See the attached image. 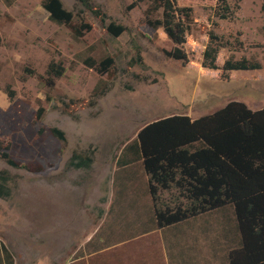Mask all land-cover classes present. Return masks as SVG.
<instances>
[{
    "label": "rangeland",
    "instance_id": "374dc122",
    "mask_svg": "<svg viewBox=\"0 0 264 264\" xmlns=\"http://www.w3.org/2000/svg\"><path fill=\"white\" fill-rule=\"evenodd\" d=\"M61 1L71 24L53 21L44 0H0V140L18 163L0 156L10 176L0 241L14 264H144L133 232L159 228L184 231L177 238L195 264H229L239 238L233 210L161 226L159 211L184 210L189 200L176 185L152 194L135 144L145 125L171 115L196 119L232 102L264 108V0H226L227 19L215 14L217 0H175L192 7L187 60L172 57L175 44L149 22L163 18L152 0H91L97 11ZM111 23L123 32H110ZM211 30L222 45L219 69L203 66ZM106 57L113 65L102 71ZM243 57L262 68L223 71L226 60ZM52 60L65 72L49 86Z\"/></svg>",
    "mask_w": 264,
    "mask_h": 264
},
{
    "label": "trees",
    "instance_id": "16d2710c",
    "mask_svg": "<svg viewBox=\"0 0 264 264\" xmlns=\"http://www.w3.org/2000/svg\"><path fill=\"white\" fill-rule=\"evenodd\" d=\"M81 2L86 8L97 11L91 0ZM44 7L53 21L65 24L73 22V13L64 8L61 0H44ZM160 7L163 18L149 22L163 27L175 44L170 55L187 60L183 45L192 7H179L175 0H152L150 10ZM214 12L222 19L229 18L227 1L217 0ZM81 26H85L86 30L91 28L89 24L83 23ZM73 29L77 37L84 33V28L73 26ZM123 29V26L114 23L108 26L114 35H119ZM209 37L210 42L203 53V66L219 69L217 57L222 45L218 43V35L214 31L209 32ZM112 65L111 57L101 61L102 71ZM90 66L97 67L96 61L90 62ZM260 68L262 64L259 61L246 57L228 59L222 67L223 71ZM64 72L62 63L52 60L46 70L47 84L54 86L56 79ZM223 77L227 79L229 74ZM8 91L13 97L14 92L11 89ZM37 117L39 121L42 108ZM51 131L61 140H66L61 129L54 127ZM138 140L136 151L149 176L152 194L156 195L159 188L169 189L176 185L184 189L189 200L184 210L177 207L175 211H159L157 217L161 226L172 225L204 212L231 208L239 238L237 247L229 252V264H264V108L252 110L239 102H232L196 119L188 115H171L145 125L138 134ZM2 145L0 140V156L8 164L18 166L10 154L2 150ZM9 177L7 170L0 171V196L9 194L6 184ZM0 264H14L13 254L2 241Z\"/></svg>",
    "mask_w": 264,
    "mask_h": 264
},
{
    "label": "crops",
    "instance_id": "0c3cea01",
    "mask_svg": "<svg viewBox=\"0 0 264 264\" xmlns=\"http://www.w3.org/2000/svg\"><path fill=\"white\" fill-rule=\"evenodd\" d=\"M163 229L165 228L143 229L138 234L136 231L133 232L135 235L133 239L140 247L138 251L144 258V264H156L153 262L156 258L160 259L161 264H195L193 254H196H187L185 257L179 243L180 239L177 238L181 234L184 236V231L173 232L170 230L166 232ZM154 252H157L156 257L153 255Z\"/></svg>",
    "mask_w": 264,
    "mask_h": 264
}]
</instances>
